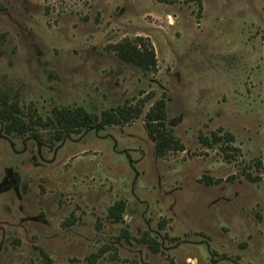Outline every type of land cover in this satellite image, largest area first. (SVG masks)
<instances>
[{"label": "rangeland", "instance_id": "1", "mask_svg": "<svg viewBox=\"0 0 264 264\" xmlns=\"http://www.w3.org/2000/svg\"><path fill=\"white\" fill-rule=\"evenodd\" d=\"M0 6V92L25 112L140 110L62 141L0 120V264H264V0ZM138 37L155 71L112 49ZM160 99L183 147L162 156L145 128Z\"/></svg>", "mask_w": 264, "mask_h": 264}, {"label": "trees", "instance_id": "2", "mask_svg": "<svg viewBox=\"0 0 264 264\" xmlns=\"http://www.w3.org/2000/svg\"><path fill=\"white\" fill-rule=\"evenodd\" d=\"M1 9V6H0ZM116 56L123 62L133 65L143 71L156 70V56L151 44L144 38L138 37L133 41H123L112 47ZM0 120L3 122L5 135H29L37 137L39 129L55 130V140L62 141L71 134H80L83 131L100 129L106 126L125 124L133 115L137 117L140 110L137 108H121L116 112H102L99 116L89 113L81 107L73 109L54 108L51 116L42 119L35 112H25L18 100H12L7 93L0 92ZM167 117L166 103L163 99L158 100L145 116V128L155 139V152L162 156L166 152H180L183 150L180 142L166 129ZM209 183V182H207ZM124 205L117 203L109 210V217L122 220ZM143 242L156 251L155 243L143 239Z\"/></svg>", "mask_w": 264, "mask_h": 264}]
</instances>
